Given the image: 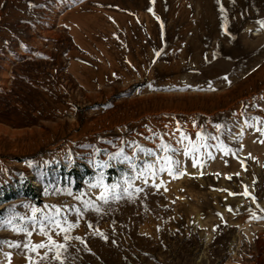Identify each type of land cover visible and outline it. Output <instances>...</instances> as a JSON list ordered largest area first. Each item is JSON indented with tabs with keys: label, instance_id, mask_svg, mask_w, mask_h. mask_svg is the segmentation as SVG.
I'll return each instance as SVG.
<instances>
[{
	"label": "rangeland",
	"instance_id": "rangeland-1",
	"mask_svg": "<svg viewBox=\"0 0 264 264\" xmlns=\"http://www.w3.org/2000/svg\"><path fill=\"white\" fill-rule=\"evenodd\" d=\"M0 264H264V0H0Z\"/></svg>",
	"mask_w": 264,
	"mask_h": 264
},
{
	"label": "snow or ice",
	"instance_id": "snow-or-ice-1",
	"mask_svg": "<svg viewBox=\"0 0 264 264\" xmlns=\"http://www.w3.org/2000/svg\"><path fill=\"white\" fill-rule=\"evenodd\" d=\"M43 245H41V247H42ZM9 255H11V254H9Z\"/></svg>",
	"mask_w": 264,
	"mask_h": 264
}]
</instances>
